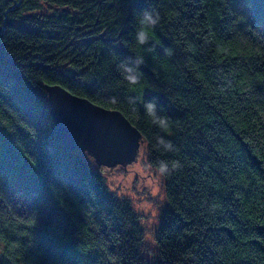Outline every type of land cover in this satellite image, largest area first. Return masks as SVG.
Segmentation results:
<instances>
[{
  "label": "trees",
  "instance_id": "1",
  "mask_svg": "<svg viewBox=\"0 0 264 264\" xmlns=\"http://www.w3.org/2000/svg\"><path fill=\"white\" fill-rule=\"evenodd\" d=\"M56 84L120 110L168 165L154 254L109 181L125 167L59 134ZM0 264H264V0H0Z\"/></svg>",
  "mask_w": 264,
  "mask_h": 264
},
{
  "label": "water",
  "instance_id": "2",
  "mask_svg": "<svg viewBox=\"0 0 264 264\" xmlns=\"http://www.w3.org/2000/svg\"><path fill=\"white\" fill-rule=\"evenodd\" d=\"M59 134L74 149L86 151L101 166L128 167L141 147L139 129L117 109H109L72 93L62 85H46Z\"/></svg>",
  "mask_w": 264,
  "mask_h": 264
},
{
  "label": "rangeland",
  "instance_id": "3",
  "mask_svg": "<svg viewBox=\"0 0 264 264\" xmlns=\"http://www.w3.org/2000/svg\"><path fill=\"white\" fill-rule=\"evenodd\" d=\"M146 156L147 150L143 143L137 159L129 164L131 167H125L122 171L116 168V174L111 175L109 181L117 193L129 199L139 212L145 227V253L151 254L154 251V254L157 248L152 229L159 223L165 207V196L161 176L147 164ZM148 234L151 235V240L146 239Z\"/></svg>",
  "mask_w": 264,
  "mask_h": 264
},
{
  "label": "clouds",
  "instance_id": "4",
  "mask_svg": "<svg viewBox=\"0 0 264 264\" xmlns=\"http://www.w3.org/2000/svg\"><path fill=\"white\" fill-rule=\"evenodd\" d=\"M159 19H160V17H159L158 13L146 11L143 14V19L141 20V24L143 27L136 34V39L140 45H144L148 42V35H147V32L145 31V28L156 26L159 22ZM151 50L152 49H149V51H151ZM141 62L142 61L137 60L135 63L139 64ZM124 71L126 73H128L125 78L128 80V82L130 84L134 85V84H137L139 82L138 77L133 73V70L131 68H124ZM145 108L147 110V113L153 117V123L154 124H157L162 129L167 128L168 121L165 118H161V117H158L156 115V105L154 102L147 103L145 105ZM159 143L164 145L166 147V149H168V150H171L173 148L171 142H166V141L161 139V140H159ZM172 167H173V169H175V168L180 167V165L178 163H174ZM158 171H159V174L161 176H163V175L169 173V167L166 163H161ZM146 239L151 240V235L148 234L146 236Z\"/></svg>",
  "mask_w": 264,
  "mask_h": 264
}]
</instances>
